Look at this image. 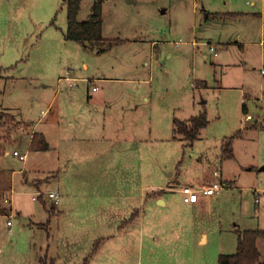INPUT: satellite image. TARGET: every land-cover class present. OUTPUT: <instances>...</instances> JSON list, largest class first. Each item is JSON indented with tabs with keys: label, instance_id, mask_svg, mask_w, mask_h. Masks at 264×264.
Returning a JSON list of instances; mask_svg holds the SVG:
<instances>
[{
	"label": "rangeland",
	"instance_id": "rangeland-1",
	"mask_svg": "<svg viewBox=\"0 0 264 264\" xmlns=\"http://www.w3.org/2000/svg\"><path fill=\"white\" fill-rule=\"evenodd\" d=\"M94 1L83 0L80 20L89 18ZM113 1L103 3L104 35L133 42L99 53L65 39L64 0H0L7 10L19 3L26 8L23 19L12 9L0 12V121L36 126L51 144L30 155L28 136L17 138L24 124L0 134L2 164L17 171L14 193L8 176L0 188V207L13 202L15 211L10 227L0 211V264H218L220 255L235 254L239 233L264 230V0ZM204 9L243 17L193 33V15ZM138 39L145 41L136 46ZM121 106L138 108L134 120L131 112L121 116ZM199 111L209 120L199 139L192 146L182 136L174 139L173 119ZM128 119L134 137L124 133ZM230 138L233 158L224 154ZM76 146L83 149L78 157ZM23 168L43 175L40 189L28 186ZM212 180L225 188L210 207L183 202L185 185ZM157 185L163 196L149 187ZM57 191L58 206L49 199ZM38 193L46 205L33 201ZM69 205L76 211L68 212ZM53 208L62 213L51 217ZM258 247L264 264V238Z\"/></svg>",
	"mask_w": 264,
	"mask_h": 264
},
{
	"label": "trees",
	"instance_id": "trees-1",
	"mask_svg": "<svg viewBox=\"0 0 264 264\" xmlns=\"http://www.w3.org/2000/svg\"><path fill=\"white\" fill-rule=\"evenodd\" d=\"M103 2L104 0H95L88 19L79 20L78 16L81 10L82 0H65L67 5V30L64 37L67 41L80 44L82 47H89L91 50L99 49V53H106L113 48L125 44L126 40L115 38L105 39L102 34L103 29ZM242 13H223L214 14L215 17H237ZM212 16V15H210ZM102 47V48H101ZM205 81H199V85ZM209 125L207 112L203 111L198 116H193L189 120L183 121L178 118L173 119L174 139L178 136L187 142L186 146H192L200 137L202 130ZM257 124L253 127H256ZM31 152H40L49 150V145L41 133H34L29 146ZM6 154V147L0 143V161ZM224 154L227 158H233V140L230 138L224 148ZM264 238V230H246L238 234V246L235 254L220 255L218 264H262L261 252L258 247V239ZM101 244L97 240L92 256L96 254ZM42 261H44L42 259ZM51 264H55L52 260ZM86 259L83 264H87Z\"/></svg>",
	"mask_w": 264,
	"mask_h": 264
},
{
	"label": "crops",
	"instance_id": "crops-1",
	"mask_svg": "<svg viewBox=\"0 0 264 264\" xmlns=\"http://www.w3.org/2000/svg\"><path fill=\"white\" fill-rule=\"evenodd\" d=\"M65 1V0H64ZM112 0H104V2L103 3H106V2H111ZM82 3H83V0H82ZM82 3H81V5H82ZM113 3H114V5H116L115 4V0L113 1ZM1 4V3H0ZM22 5V3H19L18 4V6L16 5V8H15V6L14 7H11V8H9L8 10L7 9H5V7H2L1 5H0V12L1 13H4V12H7V11H10L11 9L12 10H15L16 11V14L14 15L15 16V18L16 19H23L24 18V16L22 15V14H24L25 15V13L24 12H26V8H24V7H22L21 6ZM93 5V4H92ZM66 7H67V5H66ZM24 9H25V11H24ZM37 7H35V6H31L30 8H29V10H28V12L29 13H32L33 15L34 14H36L37 13ZM123 9H125L126 10V8H123ZM128 10L130 11V12H133V10H132V7H129L128 8ZM80 12H81V10H80ZM102 12H103V29H102V34H103V37L105 38V39H108L107 37H105V35H104V24H105V14H104V8L102 9ZM203 12H205L204 13V15H196V14H194L193 15V18H192V21H191V23H190V26H189V28L193 31V33H194V31L196 30V29H205V28H207V27H210L211 25H217V26H223V25H225L226 23H228V22H240L241 20H242V15H240V16H237V17H215V16H213L214 14H223V13H230V12H233V13H240V12H235V11H222V10H206V9H204L203 10ZM49 13V15L51 14H53L54 13V10H52L51 8H49L48 10H47V14ZM210 15H212V16H210ZM5 17H6V20H8V19H10V17H11V14L9 13V14H6L5 15ZM55 17H57V14L55 15ZM36 18V17H35ZM78 18H79V16H78ZM29 18H27V20H28ZM55 20V19H54ZM80 20V19H79ZM82 21V20H81ZM127 22L128 21H125V24H127ZM198 23L200 24L199 25V28L197 27V25H198ZM194 25V26H191V25ZM9 26H11V24L9 25ZM8 26V28H11V27H9ZM195 34H197V33H195ZM64 35V34H63ZM194 35V34H193ZM115 39V38H114ZM121 39V38H120ZM123 40H126L127 42H126V44H125V46L126 45H128V44H130L131 42H133V39L132 38H122ZM145 40H135L134 42H135V44H136V46H139V44H142L143 42H144ZM71 42V41H70ZM156 41H152V43H151V45L153 46H155L156 45ZM228 44H230V43H228ZM177 45V44H176ZM240 46H243L244 47V44L243 43H241V45ZM138 49V48H137ZM113 50V49H112ZM111 51V50H110ZM109 52V51H108ZM107 53V52H106ZM85 67L87 68V65H85ZM101 81H103V79L104 80H107V81H110V80H112V81H116V82H122V81H125V79H118V78H115V79H110V78H99ZM152 81V79H150L149 80V82H151ZM200 81H203V80H200ZM206 82V81H205ZM94 90L96 91V88H94ZM91 98H93L92 96H91ZM144 99L146 100V101H148V97H144ZM109 111H110V109H108ZM118 110L122 113V115L121 116H124V114H128V112H131L130 114H129V117L131 118V119H133L134 120V117L135 116H133L135 113L137 114V110H138V108L135 110V109H133L131 106H129V108L128 107H123V106H121V108H118ZM105 112H107V110L105 111ZM202 111H199V114L201 113ZM198 114V115H199ZM107 116H109L108 114L106 115V117ZM191 117H193V116H191ZM190 117V118H191ZM176 118V117H175ZM189 118V119H190ZM189 119H185V121L186 120H189ZM8 120H10L11 121V123L9 122H7L6 123V120H2V121H0V134H1V132H3V130L5 131V130H8V128H9V125H14V124H18V123H21V124H24V126L23 127H21L20 129H18V130H22V131H24V132H22V134H21V137H17V138H19L18 139V141L20 140V138H23V137H25L26 135L28 136V143H27V147H28V153L31 155V154H33V153H41V152H45V151H40V152H31L30 150H29V146H30V143H31V139H32V136H33V134L34 133H36V132H42L43 134H44V137H45V139H46V141H47V143H48V145H49V150L51 149V144L49 143V136H47L46 134H45V132L43 131V130H39V131H37V129L38 128H36V126H33L35 129L32 131L31 129H29V128H31V124H29V123H23V122H17L15 119H14V121H12V118L11 119H8ZM79 120V119H78ZM72 122L74 123L75 122V118H73L72 119ZM78 122V121H77ZM129 122H130V120L128 119V121L125 123V125L123 126V128H124V133H126V134H128L129 136H131V137H134V134H133V132L131 131L132 129H129V128H127V125L129 124ZM130 123H132V121L130 122ZM128 127H129V125H128ZM14 133V132H13ZM13 133H10V134H13ZM125 134V135H126ZM1 136L2 135H0V143L1 144H3L2 143V140H4L3 138H1ZM11 136V135H10ZM16 136V135H15ZM115 136H117V138H119V139H121L122 141H128V139L129 138H127L126 136H124L123 137V134H122V132L121 131H117V132H115ZM13 139V138H12ZM69 139V138H68ZM68 139H66L65 138V136L62 134V141L63 142H67V143H71L72 142V139L71 140H68ZM24 140V139H23ZM77 139L75 138V140L74 141H76ZM79 140V139H78ZM104 140H107L105 137H104ZM80 142H82L84 145H87V143L90 145V142H94L95 141V139H80L79 140ZM143 140H140V142H142ZM13 142H17L16 141V139H13ZM98 142H100V141H97L96 143H93V144H97ZM139 142V141H138ZM80 144V143H79ZM92 147L94 148V149H96V146L95 145H92ZM57 149V148H56ZM49 150H47V151H49ZM15 151H17V150H15ZM14 151V152H15ZM82 151H83V149H79L78 148V146H76V147H74V149H73V155L74 156H76L77 155V157H78V155H81V153H82ZM28 153H27V157H28ZM7 154H8V152H7ZM14 154V153H13ZM26 154V153H25ZM140 157V156H139ZM4 158V157H3ZM3 158L1 159V161H0V178H3V179H0V188H2V187H4L5 186V183H6V176H8V179L10 180V184H11V187H10V191H12L13 193H14V187H13V181H14V175L17 173V171H14L13 172V170H9V169H7V168H5L4 166H3V164H2V160H3ZM27 159V158H26ZM25 159V160H26ZM24 160V161H25ZM22 171H20V172H23L24 171V175L26 176V177H28L27 178V183H28V186L30 187V188H37V189H40L42 186L41 185H38V180L39 179H42L41 177L43 176H34V175H29L28 173H27V170H25V168H23V169H21ZM38 173L37 174H41L40 173V171H37ZM8 173H10L11 174V176L9 177V175H8ZM52 174V173H51ZM54 177H57V176H54ZM38 185V186H37ZM39 187V188H38ZM150 187V189L151 190H154V191H157L158 193H160L161 192V195L163 196L164 195V191H165V189L164 188H162V186H149ZM143 189H146V187H143ZM5 191L7 192L8 191V189H5ZM4 191V192H5ZM180 191V190H179ZM5 192V193H6ZM38 194H40V193H38ZM37 194V195H38ZM42 194V193H41ZM140 195V194H139ZM146 196V195H145ZM126 198H129V197H131V195H129V196H125ZM43 198V196H41L40 198H38V200H34L33 198V201H42L43 203V205H46V203H44L45 201L42 199ZM162 198V197H161ZM162 203H163V205H166V201H161ZM206 201L205 200H202L199 204H197L196 206L198 207H202L203 205H205L206 207H208V205H206V203H205ZM60 204V203H59ZM59 204H57L56 206H58ZM13 207H14V204H13V202H12V204L11 205H9V207H6V208H4V209H2L1 207H0V211H3V214L5 215V216H8L9 218H8V220H11L12 219V217H13V215H14V210H13ZM67 211L68 212H75L76 210H75V207H74V205H69V206H67ZM9 212H13V215L12 216H9ZM16 212H18V210L16 211ZM58 212V213H57ZM62 213V211H58V209H55V208H53L52 210L50 209L49 210V214L51 215V217H53V216H55V215H57V214H61ZM34 222L33 221H31V224H33ZM10 227V226H9ZM95 239V236H93V240ZM0 252H1V248H0ZM52 260H54V259H52ZM55 261V260H54ZM261 263L263 264V262L261 261Z\"/></svg>",
	"mask_w": 264,
	"mask_h": 264
},
{
	"label": "built area",
	"instance_id": "built-area-1",
	"mask_svg": "<svg viewBox=\"0 0 264 264\" xmlns=\"http://www.w3.org/2000/svg\"><path fill=\"white\" fill-rule=\"evenodd\" d=\"M253 0H248V4L252 3ZM211 50H214L213 47L210 48ZM261 74L264 77V70H261ZM194 86V85H193ZM250 115L245 116V121L248 122L251 120ZM15 156H18L21 158V160H25L27 158V154H21L18 151L14 152ZM215 177H220L219 172L214 173ZM225 188L224 182L221 180H212L209 182L204 183L201 187L195 188L193 186L185 185L181 191L183 194V202L188 205H197L199 204L202 200L207 201L208 207L211 206V199L218 195L223 189ZM43 196V194H39L38 196L33 197L34 200H38ZM61 198V194L57 192H51L49 193V199L55 202V204H58ZM8 226L12 225L11 220H8L7 222Z\"/></svg>",
	"mask_w": 264,
	"mask_h": 264
}]
</instances>
